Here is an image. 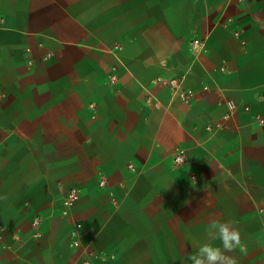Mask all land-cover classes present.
<instances>
[{
  "label": "crops",
  "instance_id": "crops-1",
  "mask_svg": "<svg viewBox=\"0 0 264 264\" xmlns=\"http://www.w3.org/2000/svg\"><path fill=\"white\" fill-rule=\"evenodd\" d=\"M260 118L264 0H0V264H264Z\"/></svg>",
  "mask_w": 264,
  "mask_h": 264
},
{
  "label": "clouds",
  "instance_id": "clouds-1",
  "mask_svg": "<svg viewBox=\"0 0 264 264\" xmlns=\"http://www.w3.org/2000/svg\"><path fill=\"white\" fill-rule=\"evenodd\" d=\"M207 241L201 243L187 259L191 264H239L234 253L245 254L247 249L240 231L229 221L213 220L206 229ZM219 241V246L214 242Z\"/></svg>",
  "mask_w": 264,
  "mask_h": 264
},
{
  "label": "built area",
  "instance_id": "built-area-1",
  "mask_svg": "<svg viewBox=\"0 0 264 264\" xmlns=\"http://www.w3.org/2000/svg\"><path fill=\"white\" fill-rule=\"evenodd\" d=\"M192 43L194 45V48H200L203 45V42L200 39H194ZM116 80H117L116 74L112 73L110 75V81L112 83H114ZM171 83L174 86L175 91H177V89H178V87L180 85L179 84V80L178 79H174V80L171 81ZM182 96H183L182 99L184 101H189L190 98H191V92H185ZM226 102H227L229 110H230L229 114H227V116H229L231 114V112L236 110L237 105H236V102L233 99H230V98H227ZM246 108H248V107H246ZM260 122L264 123V118H260ZM220 125H221L220 123L216 124V126H218V127ZM209 127H211V126H209ZM187 162H188L187 150L184 149V148H177L175 150V152L173 153V163L176 166H181L183 164H186ZM129 166L132 167V164H129ZM192 178L194 180H196L197 179V174L193 173ZM100 184L104 185L105 184V180L102 179ZM78 196H79L78 188L71 187L68 190V192H67V194H66V196L64 198V201H63L62 212H63L64 215H69L71 208L73 207V205L75 204L76 200L78 199ZM32 223H33L34 226H38L39 223H40V218L38 216H36L33 219ZM80 229H81V224L79 222H75L74 227L70 231L71 243L75 247L80 244V239H79L80 238ZM36 235H38V232L36 233ZM86 264H88V263L86 262Z\"/></svg>",
  "mask_w": 264,
  "mask_h": 264
}]
</instances>
